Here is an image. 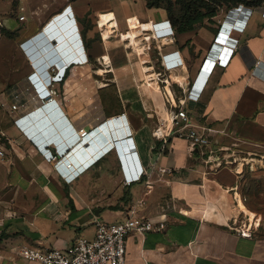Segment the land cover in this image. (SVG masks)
I'll use <instances>...</instances> for the list:
<instances>
[{"label": "crops", "instance_id": "1", "mask_svg": "<svg viewBox=\"0 0 264 264\" xmlns=\"http://www.w3.org/2000/svg\"><path fill=\"white\" fill-rule=\"evenodd\" d=\"M84 1L86 5H82ZM98 1L61 0L38 18L27 19L22 29L17 18L6 23L16 32L14 42H32L68 7L62 15L65 18H55L41 33L47 40L36 47L42 59L36 65L49 72L52 84L39 77L33 58L21 49L18 56L24 71L3 103L12 119H0V131L9 138L0 137V141L5 140L6 153L5 159L0 158V264H40L22 258L19 250L67 249L79 237L94 239L97 221L119 223L133 209L138 219L164 227L144 237L129 233L125 264H264V235L243 238L231 230L232 215L228 203L223 202L227 193L238 188L237 180L245 168L254 169L264 154V5L254 8L252 15L227 17V13L223 31L213 26L214 32L199 28L176 33L174 40L161 48L150 31L151 23L168 20L165 10L148 9L145 1L100 0L106 4L95 5ZM113 17L117 27L112 38L105 40L99 24ZM100 19L105 21L99 23ZM132 24L139 27L134 34L129 30ZM241 24H245L242 32L235 29ZM61 30L74 45L66 56H76L82 63L72 62L64 79L55 82L51 78L59 71L55 63L68 64L59 50L50 55L49 44L54 49L61 47L53 41L55 36L61 37ZM145 37L151 40L147 42ZM235 38L237 49L227 64L217 65L199 100L186 104L200 131H216L212 148L220 154L221 165L208 162L199 150L191 152L182 139H171L162 151L153 130L163 116L164 105L158 91H151L145 83L148 73L159 67L161 55L179 52L184 67L175 74L184 79L185 83L179 81L186 90L198 79L199 90L209 72L202 67L213 44L224 50L236 44ZM127 40L142 47L150 44L151 48L143 49L141 59L127 46ZM83 57L88 60L83 62ZM258 62L259 74H253ZM31 78L51 94L47 99L36 94ZM174 88L180 97L185 96L180 84ZM15 103L22 106L12 113L10 107ZM39 111L56 119L57 127L49 139L31 130L30 117ZM23 116L21 128L15 120ZM82 130L89 133L92 143L83 140ZM127 137L134 147L129 146L130 140L122 142ZM81 140L86 153L78 157L72 149ZM111 142L115 148L121 146V152L112 149L102 154ZM54 145L64 156L59 166L67 162L72 168L54 169V162L45 154H55ZM128 160H136L151 178L126 187ZM91 161L94 163L88 166ZM159 168L170 172L160 173ZM67 176L73 177L70 182L64 180ZM238 195L236 202L239 208L244 207ZM219 207H226L224 214L215 213ZM249 214L250 222L254 221L255 213Z\"/></svg>", "mask_w": 264, "mask_h": 264}, {"label": "built area", "instance_id": "2", "mask_svg": "<svg viewBox=\"0 0 264 264\" xmlns=\"http://www.w3.org/2000/svg\"><path fill=\"white\" fill-rule=\"evenodd\" d=\"M21 1L22 4L19 7V12H21L20 13L21 15L18 17V21L24 23L28 19L27 5L24 4L23 2L24 0ZM67 9L68 7L65 8L62 13L54 16L52 20L43 27L41 33L47 29L49 24L55 18L57 19V17H65L62 15ZM253 9L254 8L252 7L239 5L229 10L227 17L230 16L233 17L238 15L239 13H247L248 15H252ZM69 16L71 18L72 15ZM66 21L67 20L65 19L62 22H66ZM151 24H153V29L150 32L151 34H153L152 38L154 41H158L159 39H163V38H169L172 41L174 40L176 31L170 20H166L162 23H151ZM225 27H226L225 22H223L220 30L223 31ZM244 27L245 24H241V27H237L235 29L237 31L242 32L243 31L242 28ZM129 30H131V26H129ZM73 32H75V30ZM41 33L38 34L36 36L37 38L35 37L36 39L33 40L32 42L30 41L26 42V44L30 43L29 45H27V49L22 45V49L27 55L31 53H34L35 55V52L37 54L36 47L39 44H43L45 42L43 41L44 36H42ZM145 39L148 42L149 40H151V37L149 39L145 37ZM220 39L221 40H219V42L222 41V37ZM234 42L236 44L232 46L233 50L227 47H224V50L223 49L221 50V48L218 47V45L213 44V46L210 49L209 55L205 59L202 67V70H207L209 72L206 75V79H204V81L202 82V85L199 86L200 87L199 90L197 89L198 79L194 83L192 89L188 87V90H186L179 81L178 76L175 74V72L183 65V62L177 56L179 52H174L167 55H161L159 67H157L156 71H154L153 73H148L145 83L148 85V87L151 86L158 91V93L161 96L162 103L164 105L163 116L159 117L158 123L155 129L153 130V136L161 144L162 151L165 150V147L167 146V144L171 139L173 138L182 139L188 143V149L191 152L199 150L202 156L207 155L208 162L221 165L220 156H219L220 154L214 151L212 148V142H213L212 139L213 136L216 134V131L211 128H205L202 131H200L199 128L193 124L191 117L186 111V104L188 101L199 100L200 93L204 90L208 78L211 76L217 65L225 66L227 64V62L232 56L233 51L237 49L238 40L234 39ZM150 48H151L150 44L143 46L145 52L146 50L147 51L150 50ZM87 60L88 59L86 57H83V62H86ZM36 61H38V59ZM74 61L76 63L77 61L82 63V61H80L79 59L77 60L76 56H73L72 59L68 60L67 65L70 66L71 63ZM55 64H57L56 67L59 69V71L54 77L51 78L53 81L59 82L63 79V76L65 75L63 71L66 69V66L61 68L59 66V63H55ZM210 65H212V68L209 70ZM260 67H261V62L256 63L255 68L252 69V73L259 74ZM43 69L44 68L42 67L41 71L37 70L39 73V77L43 79L45 76L50 77V74H48L49 72L47 70H45L43 73ZM200 75L201 73L199 74V77ZM30 80L33 83L34 89L36 90V94L40 98L45 100L48 98V96L51 95L49 92H47V90H45V88L42 85L38 86L33 78H31ZM50 84H52L51 80H50ZM175 84H180L182 92L185 94L183 98L179 96L178 92L174 88ZM196 90H198L199 92ZM51 100L52 99H49L48 102H50ZM21 106L22 105L18 103L11 105L10 112L14 113L19 111ZM122 117H124V115H122L121 118ZM24 118L25 116L16 119L15 124L18 125L19 127L21 126L22 128L23 123L25 122ZM106 127H103L102 130L105 129ZM26 130L30 131L29 129ZM80 134L83 140L85 141L87 140L90 143H92V140H90L89 133L87 131L82 130L80 131ZM0 137L6 139V141L9 140V138L1 131H0ZM78 139L80 140V138ZM130 139L131 137H127L124 140H122V142L129 141ZM55 142L57 143V141ZM111 143L112 145L105 148L102 154L104 153L108 154L109 151H111V149L113 148V142ZM129 146L134 147V145L131 143V140ZM45 154L47 159L52 158L49 152H45ZM100 156L96 157V159L100 158ZM5 157H6L5 148H2L0 150V158L5 159ZM52 159L56 160L55 157ZM96 159L94 161H96ZM94 161H91V163H89L88 166L93 164ZM61 166L63 165L61 164ZM126 169H127L126 170L127 176L125 177L124 180V185L126 187H130L134 183L143 181L145 177H147L148 179L151 178L150 174L147 173L146 169L140 166V164L136 160L130 162L129 165H127ZM59 170H61L60 167ZM158 171L160 173L170 172V170L166 168H159ZM63 178L66 182H70V180L73 177L71 179H68L69 176ZM140 203L144 204L145 202L144 200H141ZM163 227H164L163 225L156 226L151 220L138 219L136 217V211L135 209H133L129 217L122 222L109 223L101 220L97 221L96 235L95 238L92 240H89L85 237H79L75 241V243H73L67 249H57V248L33 249V248L24 247L19 250V255L28 261L37 262L40 264H125L126 238L129 233L136 232L144 237L147 233L153 231H160L161 229H163ZM230 229L240 234L243 238L253 237L252 228L239 229V228L230 227Z\"/></svg>", "mask_w": 264, "mask_h": 264}, {"label": "rangeland", "instance_id": "3", "mask_svg": "<svg viewBox=\"0 0 264 264\" xmlns=\"http://www.w3.org/2000/svg\"><path fill=\"white\" fill-rule=\"evenodd\" d=\"M109 1V0H107ZM137 3L142 2L143 0H134ZM25 5H27V17L30 20L32 17H39L41 12L46 11L48 8L58 5L61 0H24ZM82 5H86L85 1L82 2ZM101 3L106 4V2L98 1L95 5H100ZM22 4L21 0H0V119L4 121L12 119L11 113L8 112L7 106L5 104V96L10 94V91L15 87L16 78L23 73L24 64L20 60L18 53H23L22 45L26 48V42L28 41H19L14 42L15 39H9L5 36H2L1 30L7 29V21L16 20L21 14L19 12V7ZM229 11L227 9L220 10L218 16L214 19L213 23L206 21L205 25L210 27H221L224 16ZM108 12L107 14H110ZM36 18V19H37ZM65 18V17H64ZM137 18V17H135ZM63 20V19H62ZM61 20V22H62ZM110 21H116V18L109 19ZM138 19H133V22ZM105 21L100 19V22ZM138 22V21H136ZM18 27L22 29L26 23L18 21ZM104 24V23H102ZM102 24H99L102 26ZM133 26V27H132ZM130 33L134 34L138 30V26L132 24ZM43 29H41L42 31ZM141 30V29H140ZM40 31V32H41ZM108 34V33H107ZM106 39V37H104ZM136 39V38H135ZM38 42V41H37ZM30 44V43H28ZM37 44V43H36ZM126 44V43H125ZM19 49V51H17ZM22 49V50H21ZM21 51V52H20ZM39 71L41 68L35 66ZM44 68V67H43ZM45 69H43L44 73ZM10 106V105H9ZM5 140L0 141V150L4 148ZM117 144V143H116ZM116 151V148H112ZM111 149V151H113ZM109 151V152H111ZM54 163V169L59 170L60 161H56L50 158ZM49 159V160H50ZM260 161H256L254 169L245 168L244 172L240 175V179L237 180L238 188L231 192L227 193V198L223 199V202H227L229 205V216L232 215V220L230 222V227L246 229L252 228L253 235H264V154L261 157H258ZM50 160V161H51ZM56 161V162H55ZM60 171V170H59ZM236 193L238 197L242 198L244 207L238 206L236 202ZM237 197V198H238ZM225 200V201H224ZM228 200V201H226ZM226 207H219V210H216L217 214H224ZM254 212L255 218L254 221L250 222L249 213Z\"/></svg>", "mask_w": 264, "mask_h": 264}, {"label": "trees", "instance_id": "4", "mask_svg": "<svg viewBox=\"0 0 264 264\" xmlns=\"http://www.w3.org/2000/svg\"><path fill=\"white\" fill-rule=\"evenodd\" d=\"M77 2L79 0H68ZM148 9L165 10L168 20L171 21L176 33H186L206 28L212 32L214 29L205 23H213L220 10L228 11L239 6L259 8L264 5V0H143ZM18 19V18H17ZM2 36L9 39L16 38V32L7 29L1 30Z\"/></svg>", "mask_w": 264, "mask_h": 264}, {"label": "water", "instance_id": "5", "mask_svg": "<svg viewBox=\"0 0 264 264\" xmlns=\"http://www.w3.org/2000/svg\"><path fill=\"white\" fill-rule=\"evenodd\" d=\"M61 37L60 36H55V39H53L54 44H57L58 46L60 45V49H54L51 45L49 44V47L52 48V51L50 53V55L55 54L57 51L59 50L61 52V55H63L64 57H67V60L72 59L73 57H69L66 56L69 52H71L72 47L74 46L72 44V42L70 41L69 37L67 36V34L63 33V31L61 30ZM59 40H57V39ZM42 44H39L38 46L40 47ZM39 54V53H38ZM36 54L34 55L32 58L34 61H36L37 59L39 60L38 63H41L42 59H39V55ZM52 61H56L52 60ZM59 66L62 68L64 66L68 67L67 64L65 63H60ZM47 110V109H46ZM43 112L39 111L37 113H34L31 117H30V124H31V130L32 132H36L39 136H41L43 139H49L51 137V133L53 131L54 128L57 127V122L56 119L54 118L53 115H51L50 113L44 112V114H42ZM82 143L83 141H78L73 145V149L75 150V153L78 154V157H81L84 155V150L82 147Z\"/></svg>", "mask_w": 264, "mask_h": 264}, {"label": "bare ground", "instance_id": "6", "mask_svg": "<svg viewBox=\"0 0 264 264\" xmlns=\"http://www.w3.org/2000/svg\"><path fill=\"white\" fill-rule=\"evenodd\" d=\"M99 27L100 28H102L103 30H104V37H106V39L105 40H109V39H111L112 38V36H113V30H114V28H116L117 27V23H116V21H110V20H107V21H105V23L104 24H102V26H100L99 25ZM118 32V31H117ZM108 33V34H107ZM46 36V35H45ZM44 36V39H43V41H46L47 40V37H45ZM172 40L171 39H169V38H163V39H159V42H160V47L162 48L164 45H166V44H168V43H170ZM111 42V41H110ZM127 42H128V44H127V46H130L132 49H133V51H134V53L135 54H137L138 55V57H140L141 59H143L142 58V56H141V54H142V51H143V47L142 46H138V42H136V43H134L133 41H128L127 40ZM126 42V43H127ZM147 54V53H146ZM31 55V57H33L34 56V53L32 54H30ZM147 58H148V55H147ZM39 61V60H38ZM38 61H34L33 62V64H34V67L35 66H38V65H36V63H38ZM49 67H51V65H50V63H49V65H48ZM55 67L57 66V64H55L54 65ZM183 67H184V65H183ZM36 68V67H35ZM41 68V67H40ZM39 71V70H38ZM49 74V73H48ZM101 74V73H100ZM44 79H45V82L47 83V84H49L48 82H50L49 81V79H50V77L49 76H45L44 77ZM178 79L180 80V81H182L183 83H185L184 82V79L183 78H180V77H178ZM188 79V78H187ZM181 82V83H182ZM182 83V84H183ZM189 83V82H188ZM187 83V84H188ZM101 84V83H100ZM100 86V85H99ZM146 86V85H145ZM150 87V89H151V91H153L154 92V89L155 88H153V87H151V86H149ZM148 87V88H149ZM140 89V88H139ZM142 89V88H141ZM144 91V90H143ZM151 93V92H150ZM147 94V93H146ZM144 98V97H143ZM152 100H154L153 98H152ZM148 102H149V100H147ZM150 104V103H149ZM151 109V108H150ZM114 135L116 136V131L114 130ZM122 136V135H121ZM35 140H37V139H35ZM36 142H38V141H36ZM118 150H120V152H121V146H119V148H117V146H116V151H118ZM57 161H59V160H57ZM125 164H127V163H125ZM127 165H129V160H128V164ZM66 169H67V167H70V168H72V165L71 164H67V162H66V165L64 164L63 165ZM63 166H59L61 169H64V167ZM243 169V168H242ZM241 170V169H240ZM242 171V170H241ZM65 174V173H64Z\"/></svg>", "mask_w": 264, "mask_h": 264}, {"label": "clouds", "instance_id": "7", "mask_svg": "<svg viewBox=\"0 0 264 264\" xmlns=\"http://www.w3.org/2000/svg\"><path fill=\"white\" fill-rule=\"evenodd\" d=\"M246 11V10H245ZM233 39V38H232ZM235 39H237V38H235ZM238 40V39H237ZM230 44V43H229ZM233 46L235 45V44H232ZM232 45H231V48L230 49H232L233 50V47H232ZM69 67V66H68ZM68 67H66V69L68 68ZM66 69L63 71V73H65L66 72ZM64 75V74H63ZM64 77H65V75L63 76V79H64ZM62 79V80H63ZM61 80V81H62ZM36 146V148L41 152V153H44V149H42L41 147H39V146H37V145H35ZM45 150H48V148H46ZM54 151H55V154L53 153V152H50V154H51V156H52V158H56V160H59V161H62L63 159H64V156H63V154H62V151H60L59 150V147H57L56 145H54Z\"/></svg>", "mask_w": 264, "mask_h": 264}]
</instances>
